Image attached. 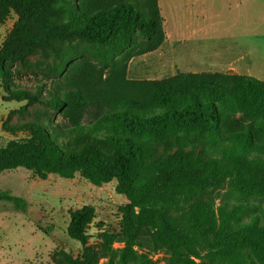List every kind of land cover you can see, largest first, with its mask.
Listing matches in <instances>:
<instances>
[{
    "label": "trees",
    "instance_id": "obj_1",
    "mask_svg": "<svg viewBox=\"0 0 264 264\" xmlns=\"http://www.w3.org/2000/svg\"><path fill=\"white\" fill-rule=\"evenodd\" d=\"M11 13L16 20L0 46L7 100L43 105L67 124H4L27 136L0 147V174L23 168L39 179L79 175L94 186L116 181L115 191L126 199L118 209L122 262L134 258L136 239L147 230L153 250L169 252V264H264V213L237 222L247 205L216 213L201 201L175 212L181 196L193 199L225 183L237 195L264 197V82L234 72L126 79V63L165 40L159 0H0V25ZM74 40L90 44V54L107 47L110 56L94 57L102 68L86 71L73 89L30 92L10 82L12 66L39 51L60 58L52 68L59 76L74 71L61 47ZM108 66L117 75L106 82ZM90 106L98 111L84 123ZM209 141L219 145L220 157L197 150ZM153 142L163 145L165 156L155 157ZM0 200L26 209L9 193L0 192ZM69 217L67 235L82 250L67 263L98 264L111 249V230L100 228L94 249L87 229L95 208L70 209Z\"/></svg>",
    "mask_w": 264,
    "mask_h": 264
},
{
    "label": "rangeland",
    "instance_id": "obj_2",
    "mask_svg": "<svg viewBox=\"0 0 264 264\" xmlns=\"http://www.w3.org/2000/svg\"><path fill=\"white\" fill-rule=\"evenodd\" d=\"M165 40L154 51L132 57L126 63L125 78L128 80H160L177 72L206 70V63L213 61L212 49L223 45L264 46V1L263 0H159ZM170 14V15H169ZM16 20L10 14L0 25V46ZM258 28V32H256ZM259 34L261 37H255ZM69 55L70 65L62 76L52 68L60 58L52 53L37 52L23 63L12 66L10 80L30 92L38 87L51 90L58 87L60 92L73 89L75 81L88 70H99L102 65L94 57L110 56L106 47L93 50L90 44L74 40L63 43ZM262 55V56H261ZM72 56H75L72 58ZM257 67L264 71V54L257 55ZM119 58L115 56L114 59ZM113 70L108 66L102 79L112 81ZM0 79V147L10 140L26 137V133L12 134L3 128L4 124L17 126L35 121L65 126L67 121L43 105L27 104L7 100V92ZM98 111L90 106L83 119L92 121ZM163 145L153 142L149 149L155 157L165 156ZM208 157H220L219 145L209 141L197 148ZM116 181L101 186L88 183L79 175L64 178L50 175L39 179L30 170L18 168L0 174V192L22 198L26 209L21 210L8 201L0 200V264H68V257H76L82 246L67 235L70 220L69 210L91 205L96 217L88 226L89 245L100 248V228L111 230L114 240L107 256L98 264H169V252L165 249L154 251L147 230L140 232L134 245V258L122 262L121 256L125 238L119 232V206L126 199L115 191ZM209 204L217 213L222 206L231 210L237 205H247L245 212L237 216V222H245L251 216L264 213V197L240 196L232 192L227 183L206 189L193 199L181 196L175 205L177 215L183 213L195 202Z\"/></svg>",
    "mask_w": 264,
    "mask_h": 264
},
{
    "label": "crops",
    "instance_id": "obj_3",
    "mask_svg": "<svg viewBox=\"0 0 264 264\" xmlns=\"http://www.w3.org/2000/svg\"><path fill=\"white\" fill-rule=\"evenodd\" d=\"M256 32H258V28H256ZM253 36L254 38L261 37L262 34H253ZM240 44L235 46L227 44L222 47H205L207 51L208 49H212V53L215 55V57L213 56L214 60L206 63V70L193 72H234L264 82V71L260 73V68L257 67L256 63V56L264 54V46L261 48L259 46L256 47L254 43H252V46H246L243 43Z\"/></svg>",
    "mask_w": 264,
    "mask_h": 264
},
{
    "label": "bare ground",
    "instance_id": "obj_4",
    "mask_svg": "<svg viewBox=\"0 0 264 264\" xmlns=\"http://www.w3.org/2000/svg\"><path fill=\"white\" fill-rule=\"evenodd\" d=\"M161 10V9H160ZM170 15V14H169Z\"/></svg>",
    "mask_w": 264,
    "mask_h": 264
}]
</instances>
